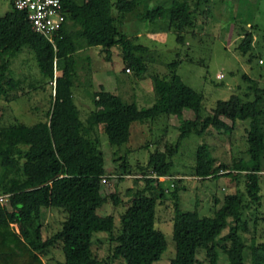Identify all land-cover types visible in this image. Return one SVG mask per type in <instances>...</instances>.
<instances>
[{
  "label": "trees",
  "instance_id": "obj_1",
  "mask_svg": "<svg viewBox=\"0 0 264 264\" xmlns=\"http://www.w3.org/2000/svg\"><path fill=\"white\" fill-rule=\"evenodd\" d=\"M9 1L10 9L0 15V97L8 99L9 91L17 88L19 80L7 76L12 59L25 47L34 53L42 76L54 83V93L48 119L29 125L0 124V264H47L42 256L56 243H62L63 264H98L93 248L97 232L108 233L113 242L108 264L120 257L126 264H156L168 247L165 233L156 225L158 206L168 192L160 176L174 179L175 188L169 192L181 217L173 224L176 252L169 264H201V252L207 264H222L220 247L228 264H246L248 253L252 264H264V242L258 243L253 237L249 245L243 235L247 227L244 209L259 205L263 198L261 86L250 84L245 97L233 93L228 99H219L211 113L204 116L203 94L177 73L178 66L186 60L178 52V57L167 63V76L154 75L156 102L150 107L139 108L103 85L94 94L95 109L87 118L81 117L75 101L74 88L82 84L77 69L80 49L100 47L111 58L113 48L119 47L125 70L134 77H144L151 48L123 31L125 17L146 4L139 19L149 21L151 31L176 33L177 42L184 46L189 36L197 34V15L203 5L202 13H210L211 0H172L169 6L153 0H63L66 20L56 31L54 43L35 31L28 14L17 9L14 0ZM242 30L236 50L252 62L254 33L245 26ZM57 70L60 75H56ZM185 110L193 111L194 117L183 118ZM162 115L177 116L182 123L180 134L175 142L158 138L147 163L136 165L135 173L141 177L134 180L137 187L128 190L120 228H116L112 214L99 212L110 197L116 205L122 203L116 192L110 196L105 192L103 178L108 170L99 128L103 125L112 145L121 146L129 142L134 123L156 120ZM239 121L249 124V157L216 164L211 146L201 143L189 172L203 182L219 179L226 170L237 173L236 177L245 173L249 204H243L239 194H228L220 206V198L215 199L211 214L201 215L198 208L182 210L180 191L187 187L181 184L182 177L174 174L182 142L191 135L203 136L211 128L231 134ZM122 159L123 174L132 173L134 164L127 155ZM141 179L145 181L143 187L138 185ZM44 208L66 213L62 227L47 238L43 234ZM226 228L229 229L224 234Z\"/></svg>",
  "mask_w": 264,
  "mask_h": 264
},
{
  "label": "rangeland",
  "instance_id": "obj_2",
  "mask_svg": "<svg viewBox=\"0 0 264 264\" xmlns=\"http://www.w3.org/2000/svg\"><path fill=\"white\" fill-rule=\"evenodd\" d=\"M115 1V0H114ZM166 6L172 0H153ZM210 13L206 16L202 9L197 15L196 36H189L186 45L182 46L176 40V33L168 35H150L152 24L141 21L139 13L147 7L143 4L137 11L128 14L122 25L123 31L131 38L138 37L139 41L151 48L148 55L149 69L144 77H134V73L125 70V63L119 47L113 48L111 58L100 47H88L77 52V69L81 85L74 88L75 101L78 104L81 117L87 118L95 109L94 94L103 85L106 90L113 91L123 97L127 102H134L139 108L150 107L156 102L154 94L153 77L156 74L164 77L169 73L167 63L178 57L186 58L177 68L183 80L204 96L203 115L211 113L212 108L219 99H228L233 93H240L245 97L250 84H257L263 88V99L260 106V115L264 121V0H211ZM11 4L9 0H0V15H3ZM245 26L254 33L252 47V62L243 57L237 50ZM180 49L181 51H179ZM187 55V56H186ZM191 57V61L189 60ZM0 59V63H1ZM61 71L57 70L56 75ZM245 76H249L250 81ZM19 80L16 89L9 91V97H0V124L8 125L15 122L34 124L40 120L48 119L47 112L51 106V97L54 93V83L42 76L39 64L34 53L25 47L12 59L7 79ZM7 87V85H6ZM253 92L250 97L253 98ZM249 97V96H248ZM104 111V109H101ZM191 110H185L183 118H193ZM228 122L231 123L230 120ZM248 122L239 121L231 134L219 133L211 128L203 136L191 135L186 138L176 158V178L184 180L181 184L187 187L180 191V206L184 211L199 209L201 215L211 214L215 199L220 198V206L225 202L228 194H239L245 205L249 204L246 181L242 173L236 177L233 171H222L217 180L199 181L189 172L194 163L196 149L201 143H208L216 164L231 163L240 158H248V143L246 140V127ZM182 129V123L177 116L162 115L156 120L136 122L131 128L129 142L117 146L109 142L103 125L99 128L101 148L105 155L108 174L104 182L107 195L117 193L122 203L116 205L110 197L109 202L100 209L102 215L112 214L115 217L116 228H120V215L125 210L124 203L128 200L129 188L135 189V178L141 177L136 170L137 164H146L151 152L156 149L158 138L161 141L175 142ZM264 134V129H263ZM149 144V145H148ZM148 145V146H146ZM135 168L130 174H123L121 164L126 156ZM261 175L263 198L259 205L251 204L244 209L246 229L243 235L249 245L253 237L258 243L264 242V154ZM138 183L139 187L145 185L144 179ZM174 180V179H173ZM173 180L167 176L164 184L168 189L167 197L158 206L157 227L166 235L168 247L162 259L156 264H169L176 252L173 224L181 217L176 213L174 200L170 194L174 190ZM170 190V192H169ZM110 196V195H109ZM66 219V213L58 208L43 209V234L47 238L57 232ZM17 228V225H15ZM115 228V229H116ZM226 228L224 234L228 232ZM94 251L100 262L108 264L111 260L113 242L106 232H97L94 238ZM226 243L225 246H229ZM222 264H228L226 254L220 247ZM47 264H63L65 261L62 243H56L47 249L42 256ZM201 264H207L205 253H199ZM110 264H126L120 257ZM246 264H252L251 255L247 254Z\"/></svg>",
  "mask_w": 264,
  "mask_h": 264
},
{
  "label": "built area",
  "instance_id": "obj_3",
  "mask_svg": "<svg viewBox=\"0 0 264 264\" xmlns=\"http://www.w3.org/2000/svg\"><path fill=\"white\" fill-rule=\"evenodd\" d=\"M15 7L25 11L35 31L43 34L54 43V35L66 20L63 0H14ZM166 176H160L165 181ZM106 182V177L103 178ZM2 199V197H0Z\"/></svg>",
  "mask_w": 264,
  "mask_h": 264
},
{
  "label": "crops",
  "instance_id": "obj_4",
  "mask_svg": "<svg viewBox=\"0 0 264 264\" xmlns=\"http://www.w3.org/2000/svg\"><path fill=\"white\" fill-rule=\"evenodd\" d=\"M150 35H168V34H171L170 32H164V31H159V32H154V31H151L148 33Z\"/></svg>",
  "mask_w": 264,
  "mask_h": 264
}]
</instances>
